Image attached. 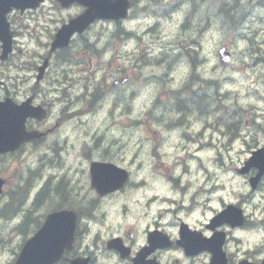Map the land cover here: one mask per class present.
<instances>
[{
	"label": "rangeland",
	"instance_id": "obj_1",
	"mask_svg": "<svg viewBox=\"0 0 264 264\" xmlns=\"http://www.w3.org/2000/svg\"><path fill=\"white\" fill-rule=\"evenodd\" d=\"M45 7L47 8L49 5H45ZM68 12L69 10L63 11L65 15ZM186 12V9H183L182 12L176 11L173 13L171 19H162L159 23L155 18L145 14L144 6L136 4L128 20L123 21L119 25H116L112 21H100L97 26L93 27L85 39L75 42L76 47L71 57L72 61L67 62L68 64H72V66H69L68 69L75 68V70H79V73L75 77L81 78V81L85 85L94 86L95 83L106 80L107 76L114 75L117 72L118 64L126 65L130 69L131 79L129 82L122 83L114 89L107 101L108 105L104 109L95 108L91 111L90 115L85 116L84 111H86V107L83 104H78V107L81 109L80 115H78L80 120L72 122L70 127H59L47 141L51 143L58 140L62 145L67 141L66 149L63 152L34 150L29 159L17 157L14 159L8 158L6 161L0 162V175L3 174L13 182L8 188L9 194L6 196L5 201L9 200L10 196L20 197L22 194L21 188L25 186L24 183H22L19 193L14 183L19 176L20 170H23L29 176V169L34 173H40L43 169L45 172L49 171L48 168L50 166H58L63 161L66 162V167L70 171L75 170V166L78 167V170L81 172L78 186L83 189V193L91 201L95 196L90 189L86 161L88 160V154L91 152L90 150L95 147L98 148L97 154H102L109 150V153L105 157L114 159L112 162L132 170V176H139L141 179L138 182L140 183L139 187L130 185L126 191L118 194L114 199L102 202L95 221L90 225V238L98 231L110 235L113 233L114 226L119 228L120 231H124L132 226L139 229V221L147 211L149 199L155 195H148L152 191L150 184L152 180L157 179L159 176L163 177L165 182L166 176L173 177L179 181L177 182V186L179 187L178 198L172 199L174 201L172 207L174 209L180 208L181 212L188 217H195L197 211L200 213L201 211L203 213L204 211H212L211 209L204 208V205L207 203L206 198L208 197L215 196V202L220 205V208H223L225 200L228 203L245 202L244 198L252 195L253 192L248 181L249 176L237 175L235 171L237 165L233 162L234 158L237 160L243 158V161L247 158L249 148L246 145H241V149L240 146L235 145L230 151L224 147L222 156H219L215 151L207 149L197 152L195 151L196 147L191 142H189V148L184 152L180 148V145L185 140L181 137L185 133L184 131L188 128L202 129L201 118L208 119V122H211L215 117L214 111L222 112L225 119L231 118L235 121L234 112L239 110V106L246 104V102L248 103V101L252 102L240 99L236 105L232 104L237 90L242 91L241 98L247 95L248 83L245 80L242 81L240 77H242V73H249L251 75V72L246 71V68H244L239 76L235 74V77L239 79L238 84L236 81L233 85L227 83L224 86L225 91L230 90L233 92L232 97H227V100L223 98L222 100L216 99L212 101L205 113L201 114V118H198L196 126H194V121L189 120L192 119V115L183 120L181 116L177 115L176 111H170L174 107L177 109L186 108L189 90H192L193 86H195L196 77L199 74L202 75V78L211 75V72H208L210 67L213 70L212 75L216 77L220 75L229 76V74H233V68H238L235 64L230 69L217 67L216 50H218L217 47L221 43L223 36L221 31L213 26L216 24L212 25V30L201 41L200 57L196 58L191 51L192 58L194 60L197 59V63H202V71L197 69L192 71L191 62L183 61L186 57L184 55L181 56L179 52H176L174 58L176 64L175 71L168 70V62L171 58H166L164 55L157 58V60L163 59L162 63H164V67L161 71L155 66L141 67V64H144L146 60H156L151 59L149 55L147 36L151 33L160 32L162 46L178 43L175 40V37L178 36L176 29L185 17ZM55 15L58 18L56 12ZM46 20L49 21V19ZM24 23L29 24L26 20H24ZM39 23L44 24L45 19L40 18ZM155 25L157 26L153 29ZM129 32H132L134 36H125V33ZM144 33H148L146 35L147 40L136 37ZM183 33L186 32L181 29L180 34ZM187 43L186 40L182 41L183 45ZM37 45L34 40H30L27 37L19 38L17 50L19 53L16 55L15 65L19 66L22 70L17 71V68H15L13 75L16 76L19 73L22 76L21 80L26 79L29 75L26 69L32 61L33 53L43 52V49H36L35 46ZM93 45H95L94 54L92 52ZM238 45L237 43L232 48L235 50ZM19 48H22L21 52ZM117 49H119V54L117 53ZM126 52L131 53V59L126 56ZM144 53L147 55L145 56ZM91 54L98 58L94 61L97 76L96 80L87 81V73H84L82 68L87 67V58ZM139 57L141 58V62H138ZM204 57L210 58L209 66L200 62ZM192 58H190L191 61ZM155 74H159L160 76L156 85H151L145 78ZM166 75L167 80H164L163 77ZM190 75L191 79H189V83L184 88L185 91L182 95H179L180 82ZM61 77L65 79L67 76L63 73ZM112 82L113 79L109 78L107 83L111 84ZM202 85L205 86L206 83L202 81ZM255 89L263 92L264 85ZM84 91L82 89V93ZM175 91H178V93H175ZM121 94H124V100L120 99V104L123 107L120 109L116 107L114 109V117L110 116L108 118V114H111L110 108L117 100L118 95ZM180 97L185 100H180ZM195 100L201 103L205 102ZM257 103L264 107V103L260 101H257ZM214 107H217L218 111L216 109L210 111ZM208 112L211 114L207 118ZM170 114H172V117L168 118ZM142 119H146V124L143 122V124H140L137 121ZM174 119L178 120V122L171 126L174 131H170L167 125ZM54 123L55 120H52L51 125H54ZM190 123L191 125H186ZM222 128L226 130L225 125H222ZM99 133H102V135H99ZM255 133L259 139V145L263 144L264 129H256ZM221 141L225 145L227 137H222ZM42 145L44 144H39L37 147ZM193 154L198 155V159H192ZM216 160L218 161V165H221L219 166L220 169H215L210 163V161H213L214 164ZM80 162H83V164H80ZM203 165L205 167L203 169L200 168ZM10 166H12L11 169H9ZM66 167L63 171H57V173L64 176L68 172ZM206 167L211 168V173ZM144 177H147V179H144ZM68 180L63 177L64 190L67 191L66 197H69L71 194L70 188L73 189V195L76 193L75 183L70 175L68 176ZM218 186H221L220 190H217ZM201 188L203 189V193ZM261 197L264 196L260 193L257 194L254 197L255 202H259ZM50 201H54V204L60 202L59 199L55 200L53 193L50 195ZM66 201H71V198ZM198 202H200V205H198ZM129 204L132 205L131 208ZM260 204L256 210L247 208L249 214L254 213L253 218L255 220L257 217H264V201L262 198ZM198 207H201L202 210L200 211ZM45 209V204H37L35 213H44ZM160 209L156 208L158 211ZM190 209L192 210L189 211ZM105 212L107 215L106 219L103 218ZM215 214L216 212L213 211L212 217ZM97 216H100V223L97 222ZM30 220H32V217ZM203 228L205 229V225H203ZM22 233L23 230H14L10 223L6 225L0 224V264H13L20 249L19 242L24 239ZM263 244L264 232L253 236L243 234V232L237 230L231 232L228 249L230 254L234 256V259H238L248 251L261 248ZM165 255L179 258L184 264L188 263V261L183 259L179 250L166 253ZM207 260L208 256L203 254L195 262L196 264H205Z\"/></svg>",
	"mask_w": 264,
	"mask_h": 264
},
{
	"label": "flooded vegetation",
	"instance_id": "obj_2",
	"mask_svg": "<svg viewBox=\"0 0 264 264\" xmlns=\"http://www.w3.org/2000/svg\"><path fill=\"white\" fill-rule=\"evenodd\" d=\"M45 5H49V7L46 8ZM74 7L77 6L73 5L69 8H62L57 2L46 1L36 9H27L23 12L13 9L7 13L9 29L12 31L14 39L12 43V51L5 60L1 58L4 51L3 43L0 40V78L3 80L2 83H0V102L11 99L13 103L20 105L27 99L31 98V105L34 107L42 106L46 111V115L42 119L29 117L25 123L26 130L38 131L42 133V136L21 143V145L14 151L0 154V162L6 161L8 158L14 159L17 157H25L26 159H29L34 150L63 152L66 149L67 141H65L64 145L60 144L58 140L51 143L47 141L59 127L67 128L70 127L72 122L80 120L78 115H80L81 109L78 107V104H83L86 107V111H84L85 116L90 115L91 110L96 107V105L100 104L101 107L104 108L106 104H108L107 101L118 84H125L131 79L130 69L126 65L118 64L117 72L114 75L107 76L106 80L95 83L94 86H88L81 81V78L75 77V75L79 73V70H75V68H72L71 70L68 69L69 66H72V64H68L67 62L72 61L71 57L73 56L74 48L76 47L75 42L77 40L85 39L93 27L98 25L100 20L92 23L84 34L75 33L69 46L56 49L52 52L50 51L51 42L56 31L63 23L67 22L72 17L68 15V13L65 15L63 11L71 10ZM77 8L82 9L81 7ZM55 12L58 14V18L56 17ZM40 18L45 19L44 24L39 23ZM46 19H49V21ZM24 20L29 22V24H25ZM116 24L119 23L117 22ZM240 34L244 37L243 42L249 46L251 45V37L253 38L257 35H261L259 32H253L250 27L248 29L242 27ZM20 37H27L30 40H34L38 44L35 46L36 49H43V52L33 53L32 61L26 69L28 70L29 75L26 79L22 80V76L19 73L16 76L13 75V70L15 68H17V71L22 70L19 66L15 65V60L17 58L16 55L19 53L17 50ZM258 45L262 46L261 44ZM19 50L21 52L22 48H19ZM92 52L93 54L95 53V45L92 47ZM258 52L259 49L257 50L254 47L243 46L238 50L237 59H235L240 74L241 71L246 68V71L251 72L253 75L255 74L253 80L255 86H263L264 56L259 55ZM93 54L89 55L87 58V67L82 68L84 73H87V81L96 80L97 76L94 61L98 58L96 56L94 57ZM126 56L131 59L130 52H126ZM46 60H48V62H46ZM40 70H42L43 74L41 79H38ZM63 73L67 76L65 79L61 77ZM109 78L113 79L111 86L107 83ZM240 79L242 81L245 80L248 83V88H250L251 75H249V73H246L245 75L242 73ZM82 89L85 90L83 93ZM195 94L196 91L193 86L192 90H189L188 99V102L193 105V109L190 108L189 110H183L175 107L170 109V111H176L177 115L181 116L183 120L189 115H192V119L195 117L193 120L189 119L190 121H194V126L197 125L198 118H201V114H204L207 107L210 105V102L207 101L204 103L196 101ZM259 98L264 100V97ZM120 99L124 100V94L118 95L117 100L111 107V114H108V116L114 117V109L116 107L119 109L123 107V105L120 104ZM240 99L241 97H238L237 102ZM248 99H251V96H249ZM239 107V110L234 112L235 121L231 118L228 120L225 119L224 114L220 112H214L215 117L211 122H208V119L205 120L204 118H201L202 129H186L184 131L185 133L181 135V137L185 139L180 145L182 151L184 152L187 150L189 148V142H191L193 146L196 147L195 151L209 149L217 152L219 156H222L224 147L230 151L233 148V145L237 144L240 146V149L241 145H246L249 148L250 154H248L247 158L239 167H236L235 171L240 174L252 171L250 178L253 177L257 173V168L254 166L247 168L246 160L250 157L253 151L261 147L264 148V143L259 145V139L256 137L255 133L256 129H264V107L259 108V106L251 103L248 104V106L240 105ZM210 114L211 113L208 112L206 117L208 118ZM52 120H55L54 125H51ZM177 122L178 120L176 121L175 119L170 122V131H174L171 126ZM186 125L189 126L191 123ZM222 125H225L226 130H223ZM99 135H102V133H99ZM222 137H227L225 145L222 144ZM39 144L44 145L37 147ZM97 150V147L91 149V152L88 154V160L86 161L87 177L90 180V189L94 193V199L90 201L88 196L83 193V189L78 186L81 173L78 170V167L75 166V170L70 171L68 167H66V162L63 161L58 166H50L48 168L49 171L45 172L43 169L40 173H34L29 169V176L24 173L23 170H20L19 176L14 183L16 184L18 193L20 192L19 189L21 188L22 183H24L25 186L21 188L22 194L20 197L10 196L7 201H5V198L9 194L8 188L13 182L1 174L0 178L5 180V184L3 185L2 193L0 194V215L3 216L5 213L11 212L14 216L16 229L23 230L26 226H30L33 230H36L43 224L48 214L63 209L74 210L77 213L75 241L73 248L65 253L62 264H68L76 257L88 256L91 257L89 264H117V262L118 264H184L179 258L165 255L166 253L177 250L180 251L183 259L188 261L186 264H196L195 260L202 254L208 256V260L205 263L208 264L211 258L210 253L203 251L193 252V250H196V246L189 247V251L186 252L183 246L180 245V241L183 242L182 244H185L184 236L189 235L188 231H185L183 225L178 227L180 240L172 242L171 245H164L168 240L163 239L158 235L153 237L152 233L162 230L161 223L159 222L165 221L168 216L174 217L177 213L181 212L180 208L174 209L172 207L174 201L166 196L161 197L154 195L149 199L147 211L142 216L141 220L146 218L147 212L151 211L153 208L155 210L156 208L161 209L159 211L156 210V217L151 228H148L147 226L145 227L144 235L146 236V243L143 247L137 248V241L131 238L130 234L132 232L135 231L139 233V229L134 226L110 235L98 231L92 238L89 237L90 225L95 221L96 214L102 202L114 199L118 194L126 191L130 185L140 186V183H132L127 179L123 187L114 191H106L105 187L100 188V190L94 187L92 184L91 167L92 164L96 162L112 164L119 169L130 172L132 175V170L112 162L114 159L110 157H105V155L109 153L107 148V151L102 154H97ZM211 162L213 163V161H210V163ZM80 164H83V162H80ZM214 164L216 166L215 168L220 169L219 166L221 165H218L217 160ZM65 167L68 172H66L64 176L63 174L57 173V171H63ZM11 168L12 166L9 167V169ZM69 175L75 183L76 193L73 195V189L70 188L71 194L69 197H66L67 191L64 190L65 184L63 182V177L68 180ZM157 179L160 180V188L163 191H170L174 194L178 193L179 187L177 186V182L179 181L175 178L166 176V182L163 180V177L159 176ZM177 179L180 180L179 178ZM257 191L258 189L253 192L255 193ZM51 193H53L55 200H60L59 203L54 204V201H50ZM70 198L71 201H66ZM37 204L46 205L44 213H35ZM191 210L192 209L189 211ZM106 216L105 212L103 218L106 219ZM31 217L32 220H30ZM211 219L212 218H210L209 223L205 225V229L203 228V224H201V232H210L212 234L209 230L211 228ZM100 221V216H97V222L100 223ZM246 221L247 216L244 220V224ZM223 228L228 230L226 231L229 237L228 242L231 238V232L240 229H231L229 228V225H225ZM192 237L199 239L201 236L199 237V235H197ZM121 241H123V243H121ZM225 250L228 253L230 264H237V262L241 260V258L234 259V256L230 254L226 246ZM112 255H115L117 258L116 262H112L109 259ZM246 256L248 258L251 257L250 254H247Z\"/></svg>",
	"mask_w": 264,
	"mask_h": 264
},
{
	"label": "water",
	"instance_id": "obj_3",
	"mask_svg": "<svg viewBox=\"0 0 264 264\" xmlns=\"http://www.w3.org/2000/svg\"><path fill=\"white\" fill-rule=\"evenodd\" d=\"M43 1L45 0H0V39L4 42V58L10 51L12 44V35L6 18L7 13L13 7L22 11L26 8H35ZM55 1H58L63 7L79 3L86 9L81 15L70 20L69 24H65L58 31L52 43V51L58 47L67 46L75 32H84L96 20H120L126 18L130 7L129 0ZM220 55L225 63L230 58L225 48L221 49ZM42 74L43 72L40 70L38 79H41ZM31 102V98L21 105L13 103L11 99L0 102V153L14 151L21 143L42 136V133L38 131H26L25 123L28 117L42 119L46 115V111L42 106L34 107L31 105ZM117 169L119 168L112 164L93 163L91 167L93 186L98 190L105 187L106 191H114L123 187L127 179L121 177L116 171ZM119 170L120 172H127L123 169ZM4 184L5 180L0 179V194L2 193ZM232 217L234 216L229 214L227 222L232 223V225L241 222L239 220L236 221L237 218H234L235 221H233ZM239 217L242 219L241 210H239ZM76 219L77 214L72 210H63L49 214L43 226L24 243L15 264H55L60 261L65 252L73 248ZM197 235L199 234L195 233V236ZM201 238H193V244L186 243V248L196 246L197 248L193 252L209 250L213 254L210 264H227L228 260L223 251L225 234H216L210 239L204 238L203 241ZM90 260V257H77L71 260L70 264H89ZM261 264H264V261Z\"/></svg>",
	"mask_w": 264,
	"mask_h": 264
},
{
	"label": "trees",
	"instance_id": "obj_4",
	"mask_svg": "<svg viewBox=\"0 0 264 264\" xmlns=\"http://www.w3.org/2000/svg\"><path fill=\"white\" fill-rule=\"evenodd\" d=\"M147 3L151 5L150 7H146L147 13H153L155 16H161L166 14L167 9H170V12L175 11L177 9L180 12L183 9H186L188 12L186 19L183 21L181 28L185 30V32L198 31V33L203 37L205 34L212 30V27L215 26L219 31H221L222 36L228 39L230 36H227L231 31L234 34H237L242 27L248 24L247 20H244V15L249 11L251 5L247 7V5H243L241 7H236L235 9H231L228 6V10L221 8L219 9L220 0H169L170 5L164 6L163 3L168 0H131L132 5H136L137 3L141 6V3ZM164 1V2H163ZM253 0H237V3H248ZM161 2V3H160ZM206 2V6L204 3ZM152 3V4H151ZM160 3V4H159ZM155 5V6H154ZM159 5V6H158ZM163 5V6H162ZM178 5V6H177ZM253 6V3H252ZM217 8V9H214ZM169 12V13H170ZM252 12L255 14L258 13L259 18H264V0H257L254 2V6ZM210 17L211 24H216L213 26H208L205 24V21ZM226 33L225 36L223 34ZM214 81L211 84V90L214 91ZM217 86V83H216ZM205 91V90H204ZM206 92V91H205ZM213 96L216 94L213 92ZM197 100H202V98H198ZM213 100H210L212 102ZM193 109V105L189 102L187 103L186 110ZM183 109V110H185ZM12 219V216L7 217L3 222L4 224H9ZM33 229L30 226H26L23 229V237L26 238L33 233Z\"/></svg>",
	"mask_w": 264,
	"mask_h": 264
},
{
	"label": "clouds",
	"instance_id": "obj_5",
	"mask_svg": "<svg viewBox=\"0 0 264 264\" xmlns=\"http://www.w3.org/2000/svg\"><path fill=\"white\" fill-rule=\"evenodd\" d=\"M83 9L80 8H74L69 10L68 15L72 16L75 18V16L82 12ZM233 162L237 165V167L240 166L241 163H243V158H240L239 160L235 159ZM260 167L264 169V162H261ZM121 177L126 178L130 180L133 183H138L141 177L139 176H132L130 172H120L119 169L116 170ZM144 179H147V177H144ZM150 187L152 191L148 193L149 196L155 194L157 196H166L170 199H177L178 198V193L174 194L172 192H165L160 188V180L159 179H154L152 180ZM135 198V197H134ZM207 203L204 205V208L206 209H211L212 211H204L203 215L199 211L196 212L195 217H188L185 216L184 213L180 212L177 213L174 217L173 216H168L165 221L159 222L161 223L162 230H159L156 233H152L153 237L155 236H160L163 239L168 240L170 243L176 242L180 240V235L178 234V227L180 225H183L185 231H189L192 229H195L199 235H201L204 238L211 237L210 232H201L200 231V226L201 224L207 225L209 223V219L212 217L213 211L216 212L217 218L220 219L222 217H225L224 214L227 213L228 209V201L225 200V209H221L220 205L215 202V196L208 197ZM143 203V201H141ZM129 207L131 208L132 205L129 204ZM156 217V210L153 208L151 211L147 212L146 218L142 219L139 221V233L137 232H132L131 238L133 240L137 241V248H141L145 245L146 243V236L144 235L145 233V227L147 226L148 228H151V225ZM120 229L117 227H113V233L119 232ZM123 243V241H121ZM110 260L112 261H117V258L115 255H112L109 257ZM118 264V262H117Z\"/></svg>",
	"mask_w": 264,
	"mask_h": 264
},
{
	"label": "bare ground",
	"instance_id": "obj_6",
	"mask_svg": "<svg viewBox=\"0 0 264 264\" xmlns=\"http://www.w3.org/2000/svg\"><path fill=\"white\" fill-rule=\"evenodd\" d=\"M155 1H156V0H155ZM161 1H162V0H161ZM165 1H166V0H165ZM168 1H169V0H168ZM163 2H164V1H163ZM169 2H170V1H169ZM140 3H141V2H140ZM160 3H161V2H160ZM160 3H159V4H160ZM151 4H152V3H151ZM154 6H155V5H154ZM158 6H159V5H158ZM162 6H163V5H162ZM177 6H178V5H177Z\"/></svg>",
	"mask_w": 264,
	"mask_h": 264
}]
</instances>
